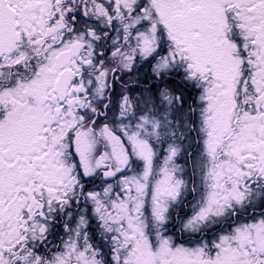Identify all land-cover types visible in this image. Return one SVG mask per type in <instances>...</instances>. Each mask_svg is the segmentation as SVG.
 Wrapping results in <instances>:
<instances>
[{
    "label": "snow or ice",
    "instance_id": "6c2138e0",
    "mask_svg": "<svg viewBox=\"0 0 264 264\" xmlns=\"http://www.w3.org/2000/svg\"><path fill=\"white\" fill-rule=\"evenodd\" d=\"M0 264H264V0H0Z\"/></svg>",
    "mask_w": 264,
    "mask_h": 264
}]
</instances>
